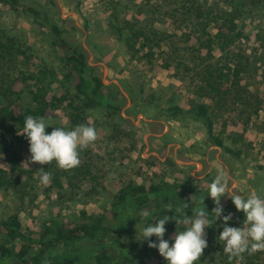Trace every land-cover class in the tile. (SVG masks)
Wrapping results in <instances>:
<instances>
[{"label":"rangeland","instance_id":"rangeland-1","mask_svg":"<svg viewBox=\"0 0 264 264\" xmlns=\"http://www.w3.org/2000/svg\"><path fill=\"white\" fill-rule=\"evenodd\" d=\"M23 1L38 6L48 21L42 20V26L38 28L33 19L20 9L0 4V40H4L2 35L13 40L10 43L13 57L6 68H0V72H10L13 77L33 75L35 78L29 79V83L34 86L40 83L54 94L66 90L67 80L61 71L63 62L53 44L54 35L50 32V23H55L63 30L62 35L70 44L84 46L90 63L98 66L104 82L112 85L116 93V104L120 108L114 114H110L104 107L88 109L84 113V120L81 119L79 124L94 126L97 139L85 149L87 153L80 156L78 166L70 170L59 167L44 170L52 171L48 185L40 183L39 163L30 160L26 137L18 134L19 130L13 135L0 128V135L4 136L9 151L15 150L21 156L23 168L20 173L17 170L11 171L8 151L1 153L0 168L6 179L12 182L19 176V182L12 185L5 183L0 187V217L17 210L22 224L37 232L42 223L51 217H58L63 225L71 227L82 220L81 212L85 211L87 215L104 216V223L116 228L114 196L127 184L148 186L165 181L172 185H186L190 186L193 199L201 201L204 196L206 201L210 199L206 194L208 184L218 171L227 177L230 190L240 194L256 189L264 194V58L253 54V48L258 46L255 34L259 29H264V0L247 1L252 3L251 8L256 13L244 14L239 20L243 24L244 36L232 47L236 51L251 54V63L243 83L260 99L257 114L245 113L240 124L226 128L243 134L242 139L236 143L227 138L224 142L225 146L234 148V151L240 150L239 155L211 143L202 119L188 112L191 103L204 100L194 94L189 79L180 80L174 76L171 68L158 67L165 56L162 53L166 50L165 44L161 43V48L155 49L154 60L148 62L139 55H129L126 44L119 40L114 29V25L119 22H133L137 19L144 25L147 23L161 31L177 34L175 39L183 42L180 43L181 48L188 46L190 49L187 50L191 51L197 35L191 33V19H183L181 14H177V20L174 21L173 17L166 14L171 13L170 9L176 8L184 0H157V3L153 0L150 5L157 7L155 14L151 13L152 8L147 5V0ZM200 2L215 9H230L237 3L236 0ZM209 28L214 32L213 25ZM183 32L189 36L187 42ZM214 54L216 59L223 57L221 51L215 50ZM68 94L74 96L71 90ZM168 97H172L184 112L172 114L167 111ZM250 102L256 106L253 98ZM241 112L242 107L236 109V112L232 111L229 121L239 117ZM53 113V116L48 117V123L58 127H73L69 120V108L66 111L60 108ZM247 115L251 116L250 121H246ZM243 128H246L245 133L242 132ZM217 130L222 131L223 126ZM224 198L230 197L225 194ZM140 210L159 215V207L154 204ZM242 221L243 215L235 220L234 226H241ZM149 222H152L151 218ZM139 228V219L130 226L119 228L138 245L129 254L133 262L166 264L157 249L147 251L144 241L135 240L139 237ZM215 240L208 244L212 250L198 264H264V250L252 254L245 252L230 260L227 254L217 249L223 245L218 243L217 238ZM21 244V241H17L16 249ZM0 264L15 263L0 258Z\"/></svg>","mask_w":264,"mask_h":264},{"label":"trees","instance_id":"trees-1","mask_svg":"<svg viewBox=\"0 0 264 264\" xmlns=\"http://www.w3.org/2000/svg\"><path fill=\"white\" fill-rule=\"evenodd\" d=\"M151 1L153 0H147V5L151 6V13L155 14L157 7L150 5ZM236 1L237 3L230 9H215L211 5L201 3L200 0H184L176 8L170 9L171 13H166L169 17H173L174 21L177 20L175 19L177 14H181L183 19H191V33L197 34H195V43L191 45V51L187 50L190 49L188 46L183 45L184 48H181L180 43L183 42L175 39L177 34L161 31L147 23L144 25L137 19L133 22L128 20L119 22L114 25V29L119 40L126 44L129 55L132 57L139 55L148 62L154 60L155 49L161 48V43L165 44L166 50L162 52L165 56L158 67L171 68L175 77L180 80L189 79L192 82L194 94L204 102L191 103L188 112L202 119L206 126L207 138L211 143L224 147L229 153L239 155L240 150L234 151V148L225 146L224 142L227 138L236 143L242 139L243 134L226 128L229 125L240 124L245 113L257 114L260 99L243 83V77L251 63V54L232 48L237 40L244 36L243 24L239 20L244 14L254 15L256 10L251 8L252 3H247L249 0ZM0 4L20 9L33 19V23L38 28L42 26V20L48 21L42 16L40 8L33 3L23 0H0ZM160 16L163 19V15ZM211 25L215 29L214 32L209 28ZM50 32L54 35L53 44L63 62L61 71L63 78L67 80L66 90L54 94L48 88L41 86L38 81L39 86L29 83V79L35 78L33 75L13 77L10 72L6 74L0 72V128L13 135L16 130L23 128L24 117L29 114L42 116L47 122L48 117L53 116L54 110L62 108L66 111L69 108V120L74 127L81 123L80 120L88 109L104 107L110 114H114L120 108L116 104V93L112 85L106 84L98 66L90 63L84 46L70 44L63 37V30L55 23H50ZM185 33L183 32V35ZM255 36L258 46L253 48V54H259L264 58V29H259ZM184 37L187 42L189 36L184 35ZM1 38L4 40H0V68H6L11 56L13 57L10 49L13 40L4 38V35ZM215 50L221 51L223 57L216 59ZM70 90L74 92V96H69ZM26 98L29 100L25 101ZM251 98L255 100L256 106L250 102ZM166 101L169 104L167 111L172 114L184 112L182 107L175 104L172 97H168ZM241 107V115L234 117L230 122V113L236 112V109ZM250 117L247 115L246 121H250ZM219 126H223L222 131L217 130ZM55 127L58 126L52 124L46 131L50 132ZM242 132L245 133L246 128H243ZM5 151H8L10 170L22 172L21 156L15 150L9 151L4 136L0 135V155ZM86 153L87 151L83 150L80 156ZM38 165V168L43 167L44 170L57 167L55 161L43 166ZM17 182L19 176L9 182L0 168V187L5 183L12 185ZM184 203L187 204L184 212L189 216L192 215V208L204 206L208 208V219L211 223L205 231L208 244L215 242L222 225L220 219L216 221L214 213L210 212L215 207L211 198L204 201V205L198 198H192L190 186L172 185L165 181L154 182L148 186L129 183L114 196L116 228L104 223V216L87 215L82 211V220L71 227L63 225L60 218L51 217L47 222H43L36 232L35 229L22 224L17 210L3 214L0 217V258L2 261L7 260L15 264H135L129 254L133 249L136 250L138 245L128 235L119 231V228L130 226L139 219L136 215L140 208L154 204L159 207L158 214L161 217L163 214L172 216L174 211L170 212L163 208L175 209L182 207ZM221 204L224 207V215L229 212L235 215L228 222L230 226H234L235 220L243 213L235 209L230 198L223 197ZM165 227L164 238L169 239L177 229L183 230L185 225L176 226L175 221H169ZM138 238L135 240L139 242ZM151 239L155 240V237ZM17 241L22 242L19 249H16ZM144 244L147 251L156 249L150 248L147 241H144ZM217 249L224 253L223 247ZM210 250L212 247L209 246L204 249L200 261L207 257Z\"/></svg>","mask_w":264,"mask_h":264},{"label":"clouds","instance_id":"clouds-1","mask_svg":"<svg viewBox=\"0 0 264 264\" xmlns=\"http://www.w3.org/2000/svg\"><path fill=\"white\" fill-rule=\"evenodd\" d=\"M51 125L42 116L29 114L24 117L23 128L18 134H23L28 140L30 160L42 166L55 161L56 166L64 170L78 166L80 153L97 139L96 129L91 124H78L72 128L55 127L47 132L46 129ZM51 178L52 173L41 167L40 183L48 185ZM206 194L215 204L210 212L214 213L216 221L220 219L222 225L217 241L223 245V251L230 260L245 252L252 254L264 250V194L256 189L240 194L230 190L227 177L219 171L208 184ZM225 194L230 197L235 209L243 213L241 226H230L228 222L233 219V214H223L221 199ZM201 203L204 204V196L201 197ZM186 207L185 203L175 209L164 207L170 212L174 211L172 216L163 214L161 217L145 210H140L136 215L140 222L139 240L147 241L150 248H156L166 264H197L208 247L205 231L211 223L208 208H192V215L189 216L184 212ZM149 218L152 222H149ZM169 221L185 227L183 230L177 229L170 239H165V225ZM153 236L155 240L151 239Z\"/></svg>","mask_w":264,"mask_h":264}]
</instances>
